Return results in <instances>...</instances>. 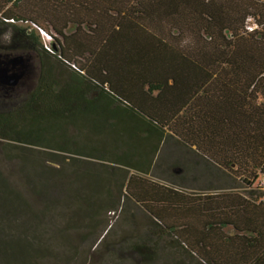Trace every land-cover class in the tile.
Instances as JSON below:
<instances>
[{
  "label": "trees",
  "instance_id": "trees-1",
  "mask_svg": "<svg viewBox=\"0 0 264 264\" xmlns=\"http://www.w3.org/2000/svg\"><path fill=\"white\" fill-rule=\"evenodd\" d=\"M1 25L12 27L8 50L19 44L22 55L33 51L40 63L38 83L26 99L7 109L10 100L0 96V149L19 160L23 179L13 184L0 168L1 264L31 261L42 249L45 225L38 234L34 230L43 215L50 221L58 203L93 205L88 199L106 190L113 170L122 174V193L200 264H264V189L245 196L232 190L186 192L144 176L160 142L172 136L259 189L264 0H0ZM52 58L69 71V81L53 74ZM11 59L0 56V68ZM50 121L53 138L60 132L64 140L69 124L77 133L83 122L101 129L110 124L125 147L119 150L117 142L102 147L113 153L108 158L96 147L88 153L73 148L66 176L62 166L33 164L23 152L26 146L49 148L51 160L69 153L65 141H42L43 124ZM79 163L91 166L80 171ZM83 173L101 186L83 193L73 183ZM56 186L64 188V196L53 194ZM130 247L143 264L155 258L145 243Z\"/></svg>",
  "mask_w": 264,
  "mask_h": 264
},
{
  "label": "rangeland",
  "instance_id": "rangeland-1",
  "mask_svg": "<svg viewBox=\"0 0 264 264\" xmlns=\"http://www.w3.org/2000/svg\"><path fill=\"white\" fill-rule=\"evenodd\" d=\"M12 34L11 26H0V56H5V59L12 58L15 63L12 62L13 65L18 67L17 62H21L23 58L26 59L30 64L31 74L24 82L17 81L13 85L2 83L3 91L0 92V96H5L10 100L8 105L5 106L7 109H13L27 98L37 85L40 74L39 57L35 52H30L28 57L27 54L22 55L23 52L17 49L20 46L19 44L8 50L7 46L11 44ZM46 40V37L43 36L42 44L43 41L47 42ZM51 64L53 74L59 73L58 79L61 82L69 79V71L58 67L54 58L51 59ZM14 72L19 74L16 68ZM2 79L6 81L5 75ZM96 119L98 118L91 117L89 120H95L94 122H96ZM90 122H88L89 124L83 122L85 127L80 133L76 132L77 130L72 124L65 126V140L59 134L60 132L53 138V123L51 121L43 124L41 139L44 143L49 142L52 145L53 143L59 144L65 141L68 147L69 153L62 152L55 157L58 161L49 159V154L54 152L49 148L26 146L23 147L25 148L23 152L29 153V160H32L33 164L41 161L47 166H62L66 171L65 173H67L66 176L70 172V167L66 165L71 161L69 156L72 155L70 152L73 148H79L84 153L97 148L98 151H96L100 156L110 157L113 153L105 152L102 147L110 149L116 142H120L121 137L118 138L116 134L118 130L112 128L110 124L103 125V129H101L100 126H97L98 124ZM98 123L101 125V120H98ZM87 124L89 127H87ZM48 130L50 132L49 138L47 135ZM1 143L0 141V145ZM130 145L133 148L135 147L134 144ZM124 147V144L118 143L119 150H123ZM88 159L90 162L97 161L94 158ZM18 163L17 158L9 157L7 152L3 155L0 149V168L9 182L16 185L23 183V179L17 171ZM79 165L80 171L84 166H91L89 163H79ZM113 172L108 186H106L107 191L102 190L101 194L97 196L100 201H97L96 196H94V201L88 199V201L94 202L91 206L84 207L83 204H75L73 201L68 206H62L63 204L58 203L55 205L54 211L50 212V215L54 213L50 221H47V214L43 215L44 220L34 230L38 234L40 233L39 228L45 225L39 237L42 249L31 261L25 264H143L139 256L131 250L130 245L133 243H145L154 249L155 258L148 264H200L197 258L183 251L160 225L155 224L138 204L122 193L120 186L123 179L122 174L119 170H113ZM144 176L187 191L210 192L220 189H232L241 193H245L247 190L255 193L263 192L260 191L261 189L256 188L255 183L250 187L246 186L228 170L198 157L190 149L179 145L170 136H165L160 142L156 153L153 155L148 173ZM94 181L93 178L83 173L73 183L81 184L83 193H85L84 191L91 189L92 186L98 188L101 186L100 182H95V185ZM54 193L60 198L64 196L65 190L56 186L53 190ZM106 197L112 199L111 203H104ZM110 205L114 207H110ZM58 211H63L62 214L67 213L65 217L70 216V219L61 218ZM80 214H82V217H80ZM23 242L25 243V241ZM31 245L34 247L36 243ZM4 260L0 256V264Z\"/></svg>",
  "mask_w": 264,
  "mask_h": 264
},
{
  "label": "flooded vegetation",
  "instance_id": "flooded-vegetation-1",
  "mask_svg": "<svg viewBox=\"0 0 264 264\" xmlns=\"http://www.w3.org/2000/svg\"><path fill=\"white\" fill-rule=\"evenodd\" d=\"M17 64L19 65V67L16 66V65L14 66L12 62L4 64L3 68H6V71L9 70L11 72L10 74L16 75L15 79H12V78L9 77L10 74H7V78L9 79V81L8 82L4 81V82H6V84L10 83L11 85H13V84L17 83V81L24 82L25 80H27L29 78V75L31 74V72H30V70H31L30 64L29 63H24L22 61L21 62L20 61L17 62ZM20 67H21V69H20ZM15 68L17 69L19 74H17V72L16 73L14 72ZM8 79H6V80H8Z\"/></svg>",
  "mask_w": 264,
  "mask_h": 264
},
{
  "label": "built area",
  "instance_id": "built-area-1",
  "mask_svg": "<svg viewBox=\"0 0 264 264\" xmlns=\"http://www.w3.org/2000/svg\"><path fill=\"white\" fill-rule=\"evenodd\" d=\"M42 35H43L44 37H46V39H47L46 41L48 42L49 37H48L47 35L43 34V33H42ZM47 42L43 41V47H44L46 50L50 51V48H49V45H48ZM258 185H259V189H264V178H261V179L258 181Z\"/></svg>",
  "mask_w": 264,
  "mask_h": 264
},
{
  "label": "water",
  "instance_id": "water-1",
  "mask_svg": "<svg viewBox=\"0 0 264 264\" xmlns=\"http://www.w3.org/2000/svg\"><path fill=\"white\" fill-rule=\"evenodd\" d=\"M10 62H13V63H14L13 59H11ZM15 62H16V61H15ZM5 71H6V68H0V82H1V83H4V81H5L4 79H2L4 75H5V78L8 79V78H7V75L5 74ZM9 77L12 78V79H14V78L16 77V75L10 74ZM6 81H7V80H6ZM7 82H8V81H7ZM5 83H6V82H5Z\"/></svg>",
  "mask_w": 264,
  "mask_h": 264
},
{
  "label": "crops",
  "instance_id": "crops-1",
  "mask_svg": "<svg viewBox=\"0 0 264 264\" xmlns=\"http://www.w3.org/2000/svg\"><path fill=\"white\" fill-rule=\"evenodd\" d=\"M66 81H69V79L68 80H66ZM62 82H63V80H62ZM62 84V83H61ZM172 137V136H171ZM173 139H175L174 137H172ZM176 141V140H175ZM162 142V141H161ZM177 142V141H176ZM177 143H179V145H181L182 146V143L181 142H177ZM230 190H232V189H220V190H214V191H216V192H222V191H230ZM184 191H186V192H195V191H187V190H184ZM232 191H235V190H232ZM210 192H213V191H210ZM236 192H238V191H236ZM238 193H240L241 195H243V196H245V193H241V192H238Z\"/></svg>",
  "mask_w": 264,
  "mask_h": 264
}]
</instances>
